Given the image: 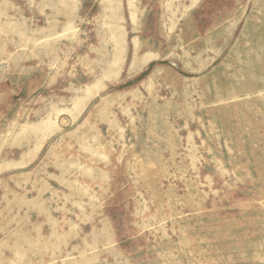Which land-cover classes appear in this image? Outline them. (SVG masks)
Listing matches in <instances>:
<instances>
[{
  "label": "rangeland",
  "instance_id": "obj_1",
  "mask_svg": "<svg viewBox=\"0 0 264 264\" xmlns=\"http://www.w3.org/2000/svg\"><path fill=\"white\" fill-rule=\"evenodd\" d=\"M0 264H264V0H0Z\"/></svg>",
  "mask_w": 264,
  "mask_h": 264
}]
</instances>
